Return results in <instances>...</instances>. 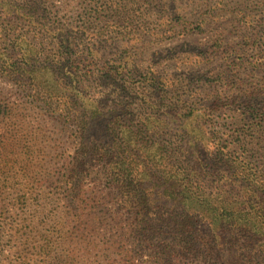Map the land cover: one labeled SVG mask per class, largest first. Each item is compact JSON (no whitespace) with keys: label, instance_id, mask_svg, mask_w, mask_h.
<instances>
[{"label":"rangeland","instance_id":"374dc122","mask_svg":"<svg viewBox=\"0 0 264 264\" xmlns=\"http://www.w3.org/2000/svg\"><path fill=\"white\" fill-rule=\"evenodd\" d=\"M15 1L35 18L0 6V264H264V231L208 246V219L149 188L172 138L154 125L198 124L196 168L233 194L229 143L264 108V0Z\"/></svg>","mask_w":264,"mask_h":264},{"label":"trees","instance_id":"16d2710c","mask_svg":"<svg viewBox=\"0 0 264 264\" xmlns=\"http://www.w3.org/2000/svg\"><path fill=\"white\" fill-rule=\"evenodd\" d=\"M8 1L0 0V6L12 7L19 14L35 18L32 15L34 6L28 7L15 0ZM11 40L22 39L19 35ZM25 52L31 53L27 48ZM262 109L264 108H252L253 124L250 125V133L245 135L246 137L242 140L229 143L228 148L232 151L227 155L233 169H229L232 173H227L226 178L236 184V188H232L233 194L230 196L224 192L209 191L207 175L196 168L201 150L210 151L208 142L198 138L201 133L198 124L171 125L158 122L153 127L156 132L168 128L172 138L165 143H155L154 172L149 177L151 184L149 188L154 195L165 197L177 204L186 203L193 207L198 216L210 221L211 231L208 235L206 233L203 236L199 235L200 243L203 242L209 246L207 242L218 241L217 239L221 237L217 233H223V230H227V228L231 232L240 229V231L244 230L255 236L264 231V214L261 213V209H257L259 203L264 200V168H259L258 165V163L264 165V143L255 138L257 133L264 131L263 123L258 122L259 119H264ZM115 116L113 115V117ZM89 119L95 120L93 124L100 126L98 116L94 115L93 111ZM108 132L112 137L119 134L113 126H110ZM95 137L97 138L98 134L95 133ZM259 150L262 151L260 155L263 158L261 159L250 153ZM115 180L118 183L124 182L119 178ZM188 238L187 243L192 239L195 240L193 235Z\"/></svg>","mask_w":264,"mask_h":264}]
</instances>
